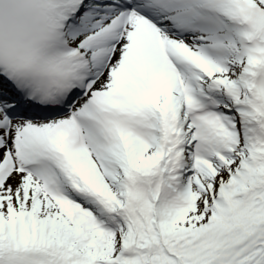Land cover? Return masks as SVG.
<instances>
[{"label":"snow or ice","instance_id":"1","mask_svg":"<svg viewBox=\"0 0 264 264\" xmlns=\"http://www.w3.org/2000/svg\"><path fill=\"white\" fill-rule=\"evenodd\" d=\"M0 264H264V0H0Z\"/></svg>","mask_w":264,"mask_h":264}]
</instances>
